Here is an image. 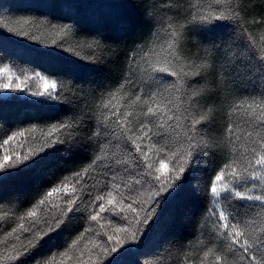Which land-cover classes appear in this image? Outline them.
I'll return each instance as SVG.
<instances>
[{"label": "trees", "instance_id": "trees-1", "mask_svg": "<svg viewBox=\"0 0 264 264\" xmlns=\"http://www.w3.org/2000/svg\"><path fill=\"white\" fill-rule=\"evenodd\" d=\"M220 12L231 18L211 15ZM170 54L177 77L159 71ZM262 64L264 0H0V71L25 89L0 92V264H264V207L235 196L264 194L252 180L264 176L255 164L264 155ZM42 77L58 82L63 103L39 95L48 92ZM179 79L192 87L177 90ZM190 135L206 145L191 175L179 172L191 162ZM25 156L40 163L11 175ZM166 182L182 187L154 196ZM155 199L154 219L133 240L143 225L131 218ZM69 217L23 254L37 229ZM237 230L246 253L228 237Z\"/></svg>", "mask_w": 264, "mask_h": 264}, {"label": "snow or ice", "instance_id": "snow-or-ice-1", "mask_svg": "<svg viewBox=\"0 0 264 264\" xmlns=\"http://www.w3.org/2000/svg\"><path fill=\"white\" fill-rule=\"evenodd\" d=\"M211 15H212V17H214L215 20H222V19L231 18V12H228L227 15H225V12H220L218 14L217 13H213ZM210 18L211 17H209V16H203V17H201V20L206 22ZM173 35L175 36L176 33H173ZM163 62L165 64H167L168 66L167 67H161L159 69L160 72L167 73L169 76H173V77H177V76L180 75V73L177 72V70H176V67H175V64L173 63V59H172L171 54L168 57L164 58ZM261 71H264V64H262V66H261ZM16 78L18 80L21 79L20 76H17ZM42 78L44 79L45 85L46 86H50L51 91H48L47 95H45L44 92H40L39 95L45 98V102L53 101V102H56L57 104L63 103V101L66 100L67 97H63L62 96V92H63L62 89L60 91H57L58 82L56 80H54V79L50 80L47 77H42ZM10 82H11V77H9V83H7V84L0 83V89L11 90V91L19 90L21 92L25 91V89L23 87H21L20 85H16V87H14V88L11 87V83ZM174 87H176L177 90H181V89L189 88V87H192V86L191 85H186L183 79H179L177 81V84L174 85ZM30 94L32 96H36L38 93L33 91ZM137 99H139V96H137ZM72 102L73 103L76 102L75 97H73ZM105 106L107 107V105H105ZM147 112L148 113H153V108L152 107H148ZM168 119H171V117L169 116ZM201 119H203V118L201 117ZM198 122L199 121H197V123ZM69 126L70 125L66 124L64 121H60L57 124H55L56 128L69 127ZM142 127L147 129V128H149V125L147 123H145ZM197 131L198 130L196 129L195 124L190 125V127H189V132L190 133H196ZM19 134L21 136L24 135L23 132H20ZM97 134L99 135V133H97ZM144 135L148 136V132L145 131ZM189 140L191 141V144H190V150H189L188 155L191 158V162L189 163L187 169L185 167H180L179 172L180 173H184L187 170L188 174L191 175L192 165L195 163V160H196L197 154H198L197 153V148L198 147H200V148L206 147V145H198L194 135H190L189 136ZM7 143H8V140L5 139L3 141V144H7ZM50 143L54 144L55 140L50 141ZM139 150H140L139 146H137V151H139ZM143 155L147 156V153H143ZM3 159L4 160H8V157L4 156ZM24 161H26L27 163H25L24 166L19 171L11 173V175L19 176L23 172L28 171V170L38 166V164L40 163V161L35 159L34 157L30 158L28 156L24 157ZM139 161H140L139 157H134L135 166L139 170L140 174L147 175V176L151 177V173L150 172H148V173L144 172V167H143V165L140 164ZM255 164L260 166L261 168H264V155H260L259 158L255 160ZM0 167H2V166H0ZM10 167L11 168H15V167H17V165H15V164L14 165H10ZM152 167H153V165L151 163L147 164V168L148 169H151ZM166 167H167V165L163 162V160H161L160 168L156 169V171L159 172L160 169H163V168H166ZM221 175H217L216 176V180H220L221 179ZM155 179L157 181H159L160 178H159V176H156ZM173 179H175V180L185 179L186 180L187 176L181 177L180 175H176L175 177H173ZM257 179H259L262 182H264V176H258V175H253L252 176V180H257ZM138 182H139V179H138ZM145 182H147V181H145ZM246 186H248L250 190H251V187H253V186H249L247 184H246ZM180 187H182V185L166 182V183L162 184L160 187L155 188L154 196L158 197L161 192H165L166 191V192H168V196L169 197L174 198L175 194L179 191ZM55 190L56 189L54 188L52 191H55ZM52 191L48 192V196L52 195ZM211 192L215 195V197H217V198L220 197V193L217 191V188L215 186H213L211 188ZM108 195L111 196L112 193H108ZM235 196L236 197H240L241 199H246L248 201L260 202L259 206L264 207V194H260V195L249 194V195H247L245 197V196H242V192L240 190H235ZM98 199H103V197H98ZM43 202H44L43 200L40 201V203H43ZM108 203L111 204L112 200L109 199ZM159 203H160L159 199L153 200L152 203H151V207L149 209H147V210L141 209V210H144L145 213H146L142 218H139V217L131 218V222H134L137 225H143V228L137 227L134 230L133 237H132L133 240H138L140 238L139 237V233L142 230L143 231L147 230V226L152 222V220L154 219V217L156 215V212L158 211V209L156 208V205L159 204ZM128 207L131 208L133 212L137 211V209L132 204H129ZM104 210H105L104 207L101 205L100 206V211H104ZM68 211L71 212L72 209L69 208ZM213 211H215V209H213ZM28 215L29 216H34L35 212L34 211L29 212ZM97 215H93L92 219L96 220L97 219ZM237 215H239V213ZM229 218H230V214L229 213H227L224 210H220L219 211V221L224 222L223 223V227L224 228H228L229 227V224L227 223ZM72 219H73L72 217H69L68 221L57 220L55 222V226L54 227L53 226H47V230L37 229V234L39 236V239L34 244H32L31 248H28L27 251H24L23 254L27 255V254H29L31 252V250L33 248L39 247L40 246V240H43L44 237H49V239H50L51 238L50 233L56 231L57 229H60V225L62 223L65 225V227H69L71 225V223H72ZM239 223H240V221L236 220L235 217H232V225L231 226H232L233 229H236L237 225ZM242 235H243V231L242 230H237L235 232V237L232 236V232H228V237H232V241H231L232 244H239V246L241 248H243L245 250V253H246L248 251V248L251 247V245L249 244L248 240H244L243 243H240L238 241V239H236L237 237H240ZM109 239H111V237H109ZM106 251L114 253V252L117 251V248L115 246H113L111 248H106ZM220 259H221V257L219 255L216 256V260L217 261H219ZM253 259H255V257H253Z\"/></svg>", "mask_w": 264, "mask_h": 264}, {"label": "rangeland", "instance_id": "rangeland-1", "mask_svg": "<svg viewBox=\"0 0 264 264\" xmlns=\"http://www.w3.org/2000/svg\"><path fill=\"white\" fill-rule=\"evenodd\" d=\"M0 83H5L7 84V79L5 78V71H0ZM42 89L43 91H50V86H46L44 81L42 83ZM2 91V89H0V92ZM220 209L218 208L217 212L219 213Z\"/></svg>", "mask_w": 264, "mask_h": 264}]
</instances>
